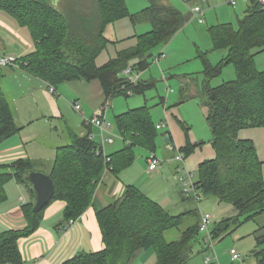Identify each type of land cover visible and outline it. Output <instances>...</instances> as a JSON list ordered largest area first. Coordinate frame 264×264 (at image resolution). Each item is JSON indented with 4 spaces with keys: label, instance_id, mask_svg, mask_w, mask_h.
Masks as SVG:
<instances>
[{
    "label": "trees",
    "instance_id": "trees-1",
    "mask_svg": "<svg viewBox=\"0 0 264 264\" xmlns=\"http://www.w3.org/2000/svg\"><path fill=\"white\" fill-rule=\"evenodd\" d=\"M95 4L94 12L77 11L68 16L48 0H0V10L26 27L35 44L32 53L19 59L20 69L40 78L49 87L77 80H97L107 101L121 95L128 97L129 92H145L155 83L143 80L131 83L122 75L123 71L128 67L139 72L148 70L154 56L182 30L189 16L161 0H150L149 7L137 14L129 12L125 0H95ZM124 18H130L132 23L149 21L153 28L136 36L135 46L98 66L97 57L109 45L103 36L105 27ZM208 32L212 51L227 50V55L219 64L211 66L208 52H202L205 72L216 76L229 64L236 71L234 80L202 91L210 108L208 121L216 156L199 164V180L195 186L203 198L213 197L233 208V215L213 224L210 237L217 240L264 214L263 162L253 140L239 138L242 130L264 127V70H257L255 65V57L264 52V3L252 1L244 17L238 20V27L232 23L218 24L209 27ZM3 69L0 67V143L21 130L15 122L14 107L3 89ZM115 124L127 145L107 155L110 163H106L103 155L96 154L98 144L88 136L72 134L71 142L56 150L49 173L55 193L49 204L56 200L66 203L63 217L67 223L80 218L91 205L105 167L109 166L118 175L134 163L136 147L149 153L156 151L160 134L149 108L128 110L115 117ZM166 133L171 136L170 131ZM195 150V144L187 141L180 153L186 159ZM31 170H37L36 163L28 159L0 164V203L6 198L5 185L11 179L31 186L26 179V173ZM49 204L40 212L33 211L34 204L23 206L27 226L0 235L2 264H25L18 241L36 232ZM189 214L172 215L139 188L128 186L120 199L96 213L104 249L80 252L65 264H128L141 249H152L157 264H188L201 224V220L187 223ZM170 229H178L181 237L167 242L165 233ZM256 249V264H264V233L257 237Z\"/></svg>",
    "mask_w": 264,
    "mask_h": 264
},
{
    "label": "crops",
    "instance_id": "crops-1",
    "mask_svg": "<svg viewBox=\"0 0 264 264\" xmlns=\"http://www.w3.org/2000/svg\"><path fill=\"white\" fill-rule=\"evenodd\" d=\"M72 1L74 4L68 7L67 0H48L55 9L68 16L73 15L77 11L91 13L96 9L95 0ZM84 1H86V5ZM182 1L188 5H201L204 9L205 6L209 7L212 3L217 6L216 9L222 8V0ZM161 2L173 6L171 0H161ZM147 3L148 5L142 6L143 8L141 10L140 8L131 10L128 7L129 12L131 14H137L149 7L150 0H147ZM245 8L247 10L248 6ZM176 9L179 10V7ZM218 18L220 17L216 14L217 21H219ZM121 20L108 24L104 30L103 36L109 43L106 50L111 47L114 51V56H109L110 60L116 58L118 52L135 46L137 42L136 36L147 33L153 28L151 23L146 20L138 23H132L130 18H126L128 23L125 19ZM0 21L2 22H0V54H12L18 59H21L35 50V44L31 34L25 31L17 21L15 25L11 22L7 23V21ZM146 25H150L151 28L149 29ZM208 29L206 31L209 34ZM146 72L147 70L141 72V77H143ZM3 73V89L14 107L15 122L21 130L14 136L0 143V164L9 165L19 159H28L36 163V171L49 175L56 150L59 147L68 145L71 142L72 134L79 137H92L94 141L96 138L97 144H101L100 130L96 126L86 123L87 120L92 118H105L104 121L108 122H106L108 130L115 135H119L115 124V117L120 114L114 116L112 125L109 122V113L115 110V105H113V99L107 101L99 81L92 80L87 82L84 80H77L66 82L54 87L55 92L53 93L50 91L47 83L20 68H4ZM163 79L165 80V77ZM140 80L149 84H156L152 76L150 78L146 77L145 79L141 78ZM11 87H14L13 91L10 90ZM151 88H153V86ZM140 94L145 96L144 92ZM134 95L135 94L131 93L128 97L130 98ZM146 102L147 100L144 97V101L140 102L143 104L128 110L147 107L148 103ZM159 102V104H166L163 98H160ZM75 103H78L80 106L77 110L74 108ZM147 108H149V106ZM165 118L166 121L169 119V112L165 114ZM174 122L175 121L171 120L173 128L175 127ZM54 123L58 124L55 125ZM155 125L156 127L161 125V128L157 129L158 131L167 128L165 123H155ZM172 127L170 129L171 131L167 130L171 133V143L165 141L167 131L163 134V140L165 142L164 155L161 157V164L155 171L150 172L148 170L147 158L149 152L143 148L141 149L146 153V163H144V166L140 167L137 165L138 162L135 161V163L118 175L114 174L109 166L105 167L101 181L95 190L91 205L84 214L76 220L69 231L66 232L64 230L67 225V221H65L63 217L66 203L61 200L51 202L45 209L43 220L36 232L18 241V247L25 264H65L66 261L80 252L93 253L103 250L104 242L101 229L97 222L96 213L120 199L128 186L139 188L148 198L158 203L170 214L172 208H176V211L180 212L177 215L190 212L186 222L199 223L203 212L200 210L199 213L197 209L193 207L194 204L197 203L198 208H200V203L207 199L203 198L198 201L195 196L193 197V194L186 196L184 193L177 172L179 162L175 160V157L180 153V149L186 146L187 141L182 137V132H180L181 135H176ZM38 128H40V130H38ZM113 134L108 133V135H106L113 136V142L105 145L104 150L108 156L121 151L127 145L121 137L116 138L114 141L115 136ZM50 136L55 137V143L50 146L51 152H46L44 148L47 145L42 144L43 138L48 140ZM117 139L122 142L121 145H118V143L116 144ZM37 141H39V146L35 147ZM157 148L155 151L156 153ZM189 156H187V158ZM5 192L6 198L0 203V235L11 229H24L27 226V221L24 216L23 206L34 204L37 198L32 184L30 186L27 183H21L15 178L11 179L5 185ZM172 215H175V213ZM228 215H233V212L231 211ZM205 243H209L206 241V235ZM151 250L152 249L139 250L128 264H154V262L157 264L156 255L152 253ZM250 254L252 255L253 253L250 252ZM243 257H245V261L246 256L243 255ZM207 258L211 257L207 256ZM211 259L213 262L215 261L213 258ZM216 259L220 264L226 263L225 258L220 255L217 256ZM190 260L191 257L189 262ZM206 260H204V263ZM215 263L216 262H214V264ZM245 263L247 264L246 261ZM252 264H256V262Z\"/></svg>",
    "mask_w": 264,
    "mask_h": 264
},
{
    "label": "rangeland",
    "instance_id": "rangeland-1",
    "mask_svg": "<svg viewBox=\"0 0 264 264\" xmlns=\"http://www.w3.org/2000/svg\"><path fill=\"white\" fill-rule=\"evenodd\" d=\"M191 1L194 2V0ZM125 2L127 7L131 10H136L138 8L141 10L143 8L142 6L148 5L147 0H125ZM171 2L173 6L176 8L179 7L180 11L189 16V22L185 24L182 31L180 30L172 37L162 49L164 50V57L160 60V66L155 63V59L160 55L159 52L154 56L155 59L152 61L150 69L141 77L145 79L146 77L150 78L152 76L156 82L155 87L153 86V88L146 90L144 92L145 96L135 94L130 98H126L122 95L113 98L112 102L113 105H115V110L109 113V122L113 125V119L116 114H121L128 109L143 104L140 102H143L145 97L155 123H165L167 125L166 129L163 128L159 131L160 136L157 140L158 148L157 153L155 152L156 155L162 160L161 157L164 155L163 151L165 146L163 134L171 129V120L175 121V127H172L175 134L179 135L180 132H182V137H184L185 141H190L196 146V150L185 159L186 169L193 173V180L196 182L199 180L198 163L212 160L216 156V151L212 143L213 133L208 121L210 108L206 104L207 98L203 95L202 91L205 87L211 90L215 89L236 78V71L233 64L226 65L221 73L216 76H211V74L205 72V63L202 57H200L202 52H208V59L211 66L219 64L227 55V50L212 51L211 38L206 30L210 26L219 23H232L235 27H238V20L244 17L246 11L245 7H247V5L239 3L236 8H233L226 3V0H222V8L216 9L217 6L212 3L209 7L205 6V23L200 24L191 15V10L196 4L188 5L182 0H171ZM71 4H74V2L72 0H67L68 7ZM84 4L86 5V1H84ZM216 14L220 17L218 18L219 21L216 19ZM124 19L126 20V18ZM0 20L7 21V23L11 22L14 25L16 22L12 16L1 10ZM126 22L128 23V20H126ZM146 26H148L149 29L151 28L150 25ZM23 28L30 34L26 27ZM109 56H114V51L111 47L108 50L105 49V51L99 55L96 62L97 65L107 63L110 60ZM255 65L257 70H264V52L255 57ZM164 77L165 80L163 79ZM10 90L13 91L14 87H11ZM160 98H163L166 104H159ZM167 112H169V119L166 121L165 114ZM54 124L57 125L58 123ZM38 130H40V128H38ZM108 133L113 134L109 130L106 135H108ZM113 135L115 136L114 141L116 138L120 137V134ZM239 138L250 139L255 143L259 159L263 162L262 169L264 177V127L242 130L239 132ZM94 142L97 143L96 138ZM53 143H55L54 136H50L48 140L43 138L42 144L47 145L44 148L46 152H51L50 146L54 145ZM117 143L121 145L122 142L117 139L116 144ZM38 146L39 141H37L35 147ZM145 154L143 149L138 147L135 148V161L138 162L137 165L140 167L144 166V163H146ZM198 193L201 194L200 191ZM194 196L195 194H193V197ZM206 199L207 200L200 203V208H198L197 203L194 204L193 208H196L199 213L200 210L203 213L208 212L213 218V224L215 221L229 216L228 214L233 211L232 206L226 202L219 201L213 197H208ZM176 210V208H172L171 214L175 213V215H177L180 213ZM262 233H264V214L233 229L231 233L225 235L223 238L213 241L210 240L209 243H205V233H200L198 238L192 243L193 251L189 264H205L204 260L207 259V256L213 258L215 260L214 262H217L216 257L219 255L225 258V264H231V249H236L242 256H246L245 261L247 264L255 263L256 257L254 254L251 255L250 252L257 248V237ZM180 236L181 234L178 229H170L165 233V240L167 242H172L179 239ZM151 251L155 254L153 250ZM154 264L156 263L154 262Z\"/></svg>",
    "mask_w": 264,
    "mask_h": 264
},
{
    "label": "built area",
    "instance_id": "built-area-1",
    "mask_svg": "<svg viewBox=\"0 0 264 264\" xmlns=\"http://www.w3.org/2000/svg\"><path fill=\"white\" fill-rule=\"evenodd\" d=\"M252 1H258L260 3H264V0H226V3L230 6H232L233 8H236L239 3H243V4L248 6ZM191 15L200 24L204 23L205 9L201 5H196L194 8H192ZM163 57H164V50H162L160 52V55L156 59L154 57L155 63H157L159 65L160 60ZM0 67H2V68H9V67L20 68L19 59L15 55H12V54H0ZM122 75L127 77L131 83L136 84L141 79L142 74L138 70H135L133 67H128L127 69H125L123 71ZM49 88H50L51 92H53V93L55 92L54 87L50 86ZM129 94H131V92H129ZM74 108L76 110L80 108L78 103L74 104ZM86 123L89 125H94L100 130L101 144L98 145V149H97L96 154L97 155H103L105 157L106 163H110L111 158L105 154V150H104L105 145L107 143L113 142V136L112 135L106 136V133L108 132V125L105 123V121L102 117L89 119L86 121ZM160 128H161V125H158L157 129H160ZM89 138H90V140H93L92 137H89ZM147 160H148V170L150 172L155 171L162 162V160L156 155V153H153V152L148 154ZM175 160L177 162H179V166H178L179 168H178L177 172L179 175V180L182 183L185 195L190 196L192 194H195V197L198 201L202 200L203 197L201 196V194L198 193L199 190L195 186V182L193 180V174L190 173L186 169L184 155L182 153H179L175 157ZM111 169L112 168H110V170ZM75 222H76V220H70L67 223V225L65 226L64 230L66 232L69 231ZM200 223H201L200 224V233H205L206 241L209 242L210 240H212V238L210 237V231H211V228L213 226L212 216L209 213H202ZM230 256H231V264H246L242 254L239 253L236 249L230 250ZM216 261H217L216 262L217 264H220L217 259H216ZM212 262L213 261L211 258H207V260L205 261L206 264H214V262L213 263ZM0 264H2V263L0 262Z\"/></svg>",
    "mask_w": 264,
    "mask_h": 264
},
{
    "label": "water",
    "instance_id": "water-1",
    "mask_svg": "<svg viewBox=\"0 0 264 264\" xmlns=\"http://www.w3.org/2000/svg\"><path fill=\"white\" fill-rule=\"evenodd\" d=\"M153 54L149 56L151 58ZM165 141L171 143L170 136H165ZM26 179L32 184L34 191L37 194L36 201L33 205L34 212H40L49 204L55 193V186L52 178L43 172L31 170L26 173ZM253 254L257 249L251 251ZM245 258V257H243Z\"/></svg>",
    "mask_w": 264,
    "mask_h": 264
}]
</instances>
